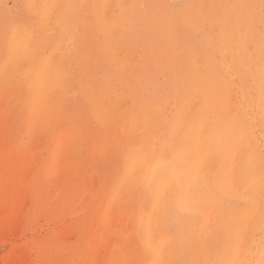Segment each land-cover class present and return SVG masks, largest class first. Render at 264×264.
<instances>
[{"label":"rangeland","instance_id":"obj_1","mask_svg":"<svg viewBox=\"0 0 264 264\" xmlns=\"http://www.w3.org/2000/svg\"><path fill=\"white\" fill-rule=\"evenodd\" d=\"M78 1L54 25L45 9L19 7L38 0H0V264H152L141 218L157 198L122 163L140 139L154 147L147 166L178 173L165 212L176 264H255L264 244V0H135L128 14L113 12L123 26L116 39L107 0ZM20 23L47 43L6 44ZM20 44L31 45L30 62L13 59ZM51 64L50 92L37 97ZM207 127L224 160L214 169L195 163ZM245 146L249 176L263 185L256 199L232 184ZM191 195L209 211L186 206ZM250 216L255 241L243 258Z\"/></svg>","mask_w":264,"mask_h":264},{"label":"bare ground","instance_id":"obj_2","mask_svg":"<svg viewBox=\"0 0 264 264\" xmlns=\"http://www.w3.org/2000/svg\"><path fill=\"white\" fill-rule=\"evenodd\" d=\"M10 2V1H9ZM79 1L78 0H38L37 5L42 6V9H45L47 12L53 15L52 18H54L53 23L56 24L57 20H60L65 14L68 15V12L70 11L71 7L75 6ZM178 2V1H177ZM180 2V1H179ZM135 3V0H107L106 7L108 9V25L109 28L112 29L114 32V38H119L120 32L122 30L121 22L114 21L113 18V12L116 9H119L121 13L128 14L130 12V9L133 4ZM184 4V3H183ZM10 7V6H9ZM71 15V14H70ZM93 17V16H92ZM52 27V26H50ZM227 39L225 43H229V40L231 39L228 32H226ZM69 46L66 44V48ZM113 53V46L110 47V54ZM118 55V54H117ZM21 57H23V61L30 62L32 59V50L31 45L24 47L20 44L18 46V49L16 51V56L13 57L16 62H18ZM52 66H55L54 64H51L47 70L48 74H41L37 76L36 81V88H42L41 91L36 92V96L39 97L41 93H49L50 87L53 83V75L56 72V68H52ZM33 78V77H32ZM34 79V78H33ZM264 80V79H263ZM32 81V80H31ZM35 82V81H34ZM212 83V80H211ZM264 87V86H263ZM47 90V91H46ZM227 93V91H224ZM53 97V96H52ZM45 99L42 100V108L47 107V102ZM223 101V100H222ZM41 107V105H39ZM219 105L216 102V108ZM230 111L236 112V107L232 103L230 105ZM264 110V103L260 106ZM40 111V108H39ZM261 112V111H260ZM40 114L37 116V122L40 119ZM258 126V125H257ZM259 139V138H258ZM216 139L211 136V127L204 128L202 131V134L200 135L198 145V158L197 162H195V159L193 156H188V160L191 162H195L200 167H206L210 165L211 169L217 168L218 165L221 163V161L224 162V160L221 159V155L219 152L215 149L214 143ZM252 140H250V144L247 145L248 147H251ZM255 146V145H254ZM246 146L244 149L237 154V156L234 159V163H232V170H231V178H232V184L235 185L236 188L240 191V193H243L246 197L256 199L259 197L258 192L254 191V187H263L262 184H260L259 181L255 179V177L249 176L250 175V169L248 166H245V157H246ZM187 158V157H186ZM194 159V160H193ZM147 161L145 159H139L134 167V176L133 178H141L145 181V174L149 172L151 167L147 166ZM164 166H166L170 171L166 177V189L165 194L162 198H157V204L156 209L152 215H144L141 218L142 223H144V226L146 228V234L148 236V242L150 244V250L152 252V264H155V262L159 261L160 264H176V255L174 254L176 250V245L171 240L170 236L166 233L165 227H167L168 218L165 214L166 207L168 204L169 197L172 193L175 192L176 185L175 180L177 179L178 173L175 169L171 168V166L163 165L160 168V171H163ZM242 181V183H241ZM255 183L257 185H255ZM131 187L128 185V188ZM127 188V189H128ZM126 189V190H127ZM131 194V193H130ZM125 195V194H124ZM151 196V195H150ZM195 196L191 195L189 197V201L186 203L188 207L192 208H198L199 210L206 211L207 208H204L199 202V204L194 205ZM199 200V199H198ZM215 205V204H214ZM240 205V204H239ZM217 206L215 205L214 211L212 213H208L211 216V219L213 221L216 220V217L218 216ZM15 210V209H14ZM83 210V207H82ZM79 211H81L79 209ZM88 211V210H86ZM209 210H207L208 212ZM84 211H81L83 213ZM13 213V212H12ZM80 213V214H81ZM16 214V213H15ZM18 215V214H17ZM79 215V214H78ZM13 218V217H12ZM242 219V218H241ZM249 223V233L248 235L243 239L242 242V249H244L243 253L241 254L243 258H245L248 255V252H246L245 249H248V246L251 245L252 241H255L253 238V231L256 228L255 221H253L252 217H248L246 219ZM241 221V220H239ZM14 222V221H13ZM242 223V222H241ZM7 224V223H6ZM39 231V230H38ZM127 232V231H126ZM34 234V233H33ZM163 240L164 241V248L162 251L158 250V243ZM258 250L255 254V264H264V256H262V252H264V244L262 242H257Z\"/></svg>","mask_w":264,"mask_h":264},{"label":"snow or ice","instance_id":"obj_3","mask_svg":"<svg viewBox=\"0 0 264 264\" xmlns=\"http://www.w3.org/2000/svg\"><path fill=\"white\" fill-rule=\"evenodd\" d=\"M19 7L24 9H36L39 10L42 6L36 4H23ZM39 15V11L36 13ZM19 36H25L29 41H39L41 43H47V36L37 29H29L25 24H16L13 28L9 29L5 35L6 44L11 43L14 45L15 40ZM154 152V147L147 144L143 139L135 140L129 143L126 147V151L122 156V163L125 169L134 168L137 161L141 158L147 159L150 153ZM164 162H161L163 164ZM161 164H157L145 174V186L150 192L153 199L162 198L166 189V177L169 173V169L164 166L163 171H160ZM158 250L162 251L164 248V241L161 240L158 245ZM264 256V252H262ZM155 264H160L159 261ZM225 264H239L238 261L229 260Z\"/></svg>","mask_w":264,"mask_h":264}]
</instances>
